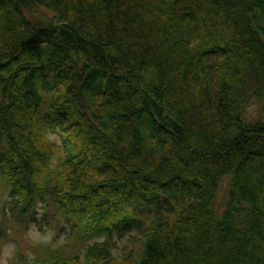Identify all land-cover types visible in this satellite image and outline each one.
<instances>
[{
	"label": "trees",
	"instance_id": "trees-1",
	"mask_svg": "<svg viewBox=\"0 0 264 264\" xmlns=\"http://www.w3.org/2000/svg\"><path fill=\"white\" fill-rule=\"evenodd\" d=\"M12 237L7 264H264V0H0Z\"/></svg>",
	"mask_w": 264,
	"mask_h": 264
},
{
	"label": "rangeland",
	"instance_id": "rangeland-1",
	"mask_svg": "<svg viewBox=\"0 0 264 264\" xmlns=\"http://www.w3.org/2000/svg\"><path fill=\"white\" fill-rule=\"evenodd\" d=\"M249 116H257L259 114L257 105H253L248 112ZM49 139L52 140L53 142L55 141V143L60 146L62 144L61 141V137H60V133L59 131H51L49 133ZM58 164V160L56 157L52 158L51 160V166L55 167ZM67 231V226H63L62 227V231L59 237V240L62 241L63 237H64V233ZM22 232V233H21ZM18 233L22 234V237L25 238L24 240V244L23 245H27L29 243H35V240L40 236V228H39V224L35 223V222H31L29 225V228L26 230L21 231V229H19ZM27 239V240H26ZM97 239H102V237L97 238ZM15 243H16V239H14L13 237L8 240L6 243H4L1 247V255H0V264H7L8 259L14 254V248H15ZM121 244L117 247L114 248V254L116 256H121L122 255V248H121ZM27 248V247H26ZM31 255L33 254V250H30Z\"/></svg>",
	"mask_w": 264,
	"mask_h": 264
}]
</instances>
